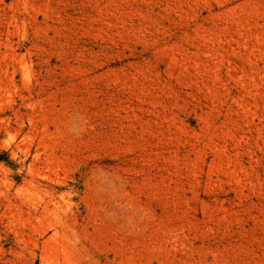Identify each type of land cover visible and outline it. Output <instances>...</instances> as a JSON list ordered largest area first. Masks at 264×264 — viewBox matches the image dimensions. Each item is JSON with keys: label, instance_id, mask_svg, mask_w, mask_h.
I'll list each match as a JSON object with an SVG mask.
<instances>
[{"label": "rangeland", "instance_id": "1", "mask_svg": "<svg viewBox=\"0 0 264 264\" xmlns=\"http://www.w3.org/2000/svg\"><path fill=\"white\" fill-rule=\"evenodd\" d=\"M0 264H264V0H0Z\"/></svg>", "mask_w": 264, "mask_h": 264}]
</instances>
